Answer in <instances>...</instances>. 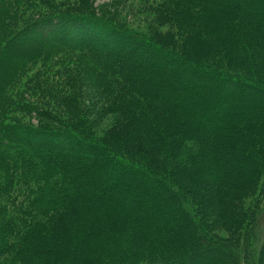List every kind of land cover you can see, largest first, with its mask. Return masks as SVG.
Returning a JSON list of instances; mask_svg holds the SVG:
<instances>
[{
  "label": "trees",
  "instance_id": "16d2710c",
  "mask_svg": "<svg viewBox=\"0 0 264 264\" xmlns=\"http://www.w3.org/2000/svg\"><path fill=\"white\" fill-rule=\"evenodd\" d=\"M109 2L0 0V264H264V0Z\"/></svg>",
  "mask_w": 264,
  "mask_h": 264
},
{
  "label": "rangeland",
  "instance_id": "374dc122",
  "mask_svg": "<svg viewBox=\"0 0 264 264\" xmlns=\"http://www.w3.org/2000/svg\"><path fill=\"white\" fill-rule=\"evenodd\" d=\"M109 1L110 0H94V5L98 8V7H100V4H102L103 2L104 3L102 4V6L105 5V3L109 2ZM133 4L135 5V3H133ZM109 7H110V9L108 7H105L103 9H105V10L109 9V11L111 13L110 16H113L115 19L119 20L120 22H122V24H124V21H125V22L129 23L128 25H130L134 28L140 29V30H145L147 32L153 31L159 27L158 25H156L154 23V21L152 19L150 20L148 18L149 16L146 14V12L144 13L140 9H139V11H141V13L135 14V16H128V13L126 12V10H124V9L119 10L117 7L111 6L110 2H109ZM160 29L164 30L165 26H161ZM158 30H159V28H158ZM99 117L101 119L100 120L96 119V123H95L96 133L102 135V134H104L103 133L104 130L106 131L105 135L111 133V129H110L111 125L110 124H116V121L113 119L112 115L105 114V115H102ZM263 179H264V176L261 177L259 184L263 181ZM263 202H264V200H262V203ZM171 203L172 202H169V204H171ZM219 233L221 235H224V236L227 234V232H225V231H219L218 234ZM259 234L261 235L262 233L259 232ZM179 236H181V234H179ZM182 259H185V258L174 259V260H172L171 264H180L181 262H179V261H181ZM195 259L200 264H208V262H207L208 257L207 256L201 255L198 257H194L193 259H190V260H192L191 264L193 263V260H195ZM214 259L215 258H211V261L213 262ZM183 264H186V263H183Z\"/></svg>",
  "mask_w": 264,
  "mask_h": 264
}]
</instances>
